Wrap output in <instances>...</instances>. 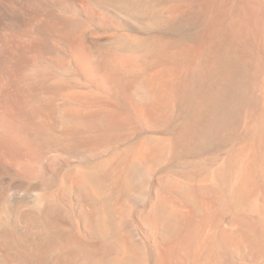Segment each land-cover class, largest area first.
<instances>
[{"label":"rangeland","instance_id":"374dc122","mask_svg":"<svg viewBox=\"0 0 264 264\" xmlns=\"http://www.w3.org/2000/svg\"><path fill=\"white\" fill-rule=\"evenodd\" d=\"M128 1L92 0L104 16L92 22L54 4L42 14L40 40L25 62L33 61L30 80L44 78L33 99L50 115L54 169L43 179L7 174L31 184L18 198L6 200L7 185L0 184V243L9 247L0 264H264L257 46L243 28L236 39L219 20L217 33L198 39V23L184 19L186 0ZM79 32L97 50L92 78L70 52ZM119 48L139 51L141 69L116 66ZM150 73L155 90L138 93ZM145 142L152 148L138 164L144 176L123 197L121 181ZM102 164L108 170L88 186ZM218 173L219 182L212 178ZM159 202L167 208L160 215Z\"/></svg>","mask_w":264,"mask_h":264},{"label":"bare ground","instance_id":"6f19581e","mask_svg":"<svg viewBox=\"0 0 264 264\" xmlns=\"http://www.w3.org/2000/svg\"><path fill=\"white\" fill-rule=\"evenodd\" d=\"M100 1H110V0H99V2ZM118 1L122 4H127L130 2L128 0H118ZM186 1L187 2L185 3H188L189 9L190 8L191 9H190V12L187 11L184 19L190 20L191 22L196 21L198 23L199 25L197 26L199 27V32H197L198 36L195 35L196 37H198V39H202L204 41V38L208 37L207 35L211 34L214 31V29H215V33H217L218 25L220 23L221 28L225 27L227 29L226 33L230 35L231 34L238 35L237 34L238 30L239 29L241 30V28H243L246 34L248 35V37L251 38L254 45L257 46L258 50L256 52H258V56L261 58V64L260 65L258 64L259 69L257 72V79H258V85H259L258 86L259 100H260V106H259L260 111L259 112L261 115V118H260L261 125L264 129V0H186ZM232 2H233L234 8L229 6V4H231ZM137 3H139V1ZM137 3H134V4H137ZM49 4L50 5L54 4L62 8L64 7L65 10L68 9L69 11H72L73 13L75 12L78 15L84 17L85 19H88V21L90 19L91 22H92L91 19L104 20V16L93 5L92 0H0V184L5 183L7 185V191L9 193L7 194L6 200H8L9 198L13 199L16 196L18 198L19 190L26 191L31 188L30 186L31 184H28L27 182H23V181L21 182V180L19 182L15 180L14 178L9 179V177L6 176L7 174L10 173L11 175H13L12 173H14L16 176L19 175L20 179L29 180V177L31 179L33 177L42 178L44 175L50 174L51 171L54 169L53 168L54 160L50 152L52 150L51 148L55 140H54V137L48 136L49 134L48 133V130H49L48 117L50 115L47 116L48 114V113L46 114L47 111L46 112L42 111L40 109V106H35L36 103L34 102V99H33V96L35 95L36 87L38 88L41 86L39 84H43L44 78L39 77L35 80H30L29 75H28L29 67L27 66V63H32L33 61L31 60L32 62L31 61L27 63L25 62V58L27 57L26 53L29 54L28 52H30L31 49H33L32 46L35 45L37 40H40V38L38 39V36L43 26L42 24L43 18L41 17H42L43 12L49 7ZM136 7H138V5H136ZM218 20H219V23L217 25ZM195 29H196V26H195ZM46 30L48 31V28ZM44 31L45 30H43V32ZM80 32L77 33L76 39H73V42H71L72 46L70 47H72L71 48L72 51L70 52L72 53V57L74 55L77 60L78 66L76 65V63H75V66L79 67V69L82 70L83 73H85L88 77L92 78L96 74V58L98 56L97 50L92 48V44H91L92 38L89 35L87 36L84 33H80ZM193 36H191L192 40L195 38V37L193 38ZM238 37L241 38V36L239 35L237 36V38L236 37L235 38L238 39ZM110 38L111 39L113 38L121 39L122 35L113 34V36H111ZM20 40H22V43H20ZM149 46L152 48L154 47L153 44ZM204 46L206 49L207 45H204ZM35 53H38V52H35ZM211 55L212 54L210 53V56ZM225 56L226 55L224 56L222 55L221 56L222 59ZM235 56L237 55L235 54ZM35 58H33L34 61H36ZM197 58L198 57L196 56L195 59ZM254 58H257V57H254ZM201 59L205 60L206 58L201 57ZM204 60H200V62ZM42 61L47 62V60L45 61L42 60ZM73 61L75 60L73 59ZM112 61L116 66H119L121 69L122 68L129 69L130 71L140 70L141 65H142L141 54L137 50H127V49L119 48L118 51L114 52ZM50 64L52 63L50 62L47 65L50 66ZM202 64H204V62H202ZM206 64L207 63H205V66L209 67ZM249 64H250L249 66H251V63ZM39 68H42V66ZM198 68L199 67H197V70H199ZM200 68L202 67L200 66ZM191 69H195V68L191 66ZM242 69L244 68L242 67ZM155 73H159V72H155ZM201 74L202 73H199V75ZM149 75H151V73ZM202 75H205V74H202ZM47 77L48 76H46V78ZM101 80H102V77H101ZM156 82H157V76L153 75L152 73L151 76L145 77L144 79L139 81V83L136 86V91L140 94H146L148 92L151 93L152 90L153 91L155 90L154 84ZM101 85L103 86V84H100L99 86ZM68 93L70 92L68 91ZM65 94H67V92ZM151 148L152 146L148 142L142 143L140 145L138 154L134 162L131 163L132 165L130 166L129 173L126 176H124L121 181L120 194L122 196L123 195L126 196L128 193L132 191L133 189L132 184L135 179H139L144 176V170L141 167H139L138 164L140 161H144L146 159V156L148 155ZM239 151H240V148H239ZM240 154L242 153H239V155ZM58 157L60 158L61 156H58ZM237 159H239V157H237ZM240 167L242 168V166ZM106 169L108 170V166L106 164H102L100 168L94 171H91L89 176L86 178L88 186H91L93 184H98L102 176H104V171ZM218 169L219 168H217V171ZM251 172L252 171H250V173ZM220 173H218L212 178H214L215 181H218V179H220ZM223 173H225V171ZM24 174H26V177L28 178H26ZM20 175L25 178H21ZM222 178L220 179L221 181L223 180ZM76 189L81 190V191H77ZM84 190L85 188H83V186L81 185L75 186V191L79 194L84 193ZM24 195L25 194H23V196ZM121 199L118 198L116 205H119V202ZM39 200H41L39 199V196H36L35 202L36 201L38 202ZM164 205L161 202L158 203L157 210H158L159 215L163 211L165 210L167 211V208ZM89 209L91 210V208ZM5 218H6V214H0V221L5 220ZM5 249L7 250L9 249L8 245L6 243H0V252H5ZM10 257H12V255ZM8 259H10L9 256H8ZM12 261L15 262L14 259ZM69 264H72V263L69 262Z\"/></svg>","mask_w":264,"mask_h":264}]
</instances>
